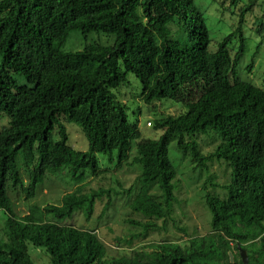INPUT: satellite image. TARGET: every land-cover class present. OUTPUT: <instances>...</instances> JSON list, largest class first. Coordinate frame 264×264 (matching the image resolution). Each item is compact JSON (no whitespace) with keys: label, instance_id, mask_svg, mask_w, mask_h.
I'll return each instance as SVG.
<instances>
[{"label":"trees","instance_id":"trees-1","mask_svg":"<svg viewBox=\"0 0 264 264\" xmlns=\"http://www.w3.org/2000/svg\"><path fill=\"white\" fill-rule=\"evenodd\" d=\"M255 1L241 8L236 27L212 50L196 0H0V256L8 264H33L27 240L16 242L32 232L57 259L100 260L103 245L95 230L69 234L60 244L49 219L74 211L89 219L96 200L107 195L103 218L111 190L89 192L82 183L104 173L102 162L121 167L133 152L131 164L141 172L131 209L146 221L130 220L138 228L130 238L167 229L172 221L186 239H162L150 244V252L134 248L110 264H231L230 251L240 244L247 264H264V82L237 75L247 50L246 15ZM73 31L106 33L114 42L65 50ZM129 73L140 79L147 103H182L179 114L149 121L158 137L143 136L113 91ZM70 123L86 136L85 148L73 146ZM205 143L214 149L205 152ZM183 162L200 171L193 200L208 214L211 229L204 235L195 226L189 232V223L176 216ZM215 163H225L226 180H218ZM47 179L71 181L73 189L57 204H32L20 221L14 195L34 199Z\"/></svg>","mask_w":264,"mask_h":264},{"label":"rangeland","instance_id":"rangeland-1","mask_svg":"<svg viewBox=\"0 0 264 264\" xmlns=\"http://www.w3.org/2000/svg\"><path fill=\"white\" fill-rule=\"evenodd\" d=\"M234 1L235 3H233ZM234 1L202 0V4L207 7L204 8L200 4L201 0H196L197 4L205 13L212 37L210 45L212 50H215L218 43L236 27L241 8L250 2V0ZM245 23L244 33L247 38V50L238 65L237 75L242 80L261 86L264 82V0L255 1L252 10L246 15ZM113 42L114 36L106 33L97 32L84 36L80 31H73L67 40L64 49L78 50L82 49L89 43L111 45ZM238 45V39H233L229 45L232 53H235ZM251 63V70H248L247 66ZM113 91L120 101L125 102L129 106V117L132 120H138L139 128L145 137H158L160 135V132H154L152 129L153 124L149 125V121H154L156 118L161 117L163 113L179 114L183 111L182 103L171 99H163L154 103H147L141 96V81L133 73H129L127 82ZM69 127L73 146L77 149L85 148L88 144V142L85 143L86 136H83L75 123H70ZM201 142L203 143L202 138ZM174 147L175 142L170 145V156L172 159H174L173 152L176 150ZM203 149L205 152H210L214 149V145L211 143V145L208 144L206 146L205 143ZM134 155L135 152L132 153L131 157L124 162L121 167H114L116 162H111L110 166V162L108 164L102 162V166L105 168L104 173L98 177H88L85 179L84 183H82L85 191L89 192L101 188L111 190L112 205L110 209L106 211L103 218H100L99 215L102 213L104 205L109 200L107 195L96 200L94 213L91 218L86 219L83 212H78L75 215L81 227L97 230L100 240L107 247V259L117 257L121 254H130V251L134 248L150 252L153 250L151 249L150 244H156L162 239L177 241L181 237L186 238V235L184 236L182 232L175 228L172 221H169L167 229L161 231H149L146 236L139 235L133 240L130 238V234L138 230L136 225L131 223L130 220L135 219L146 221V219L142 218L140 214L134 213L131 209V201L139 191L137 177L141 172L138 166L131 164ZM181 166L182 171L177 177L178 189L176 195L178 201L175 202L176 216L183 222L189 223V232H192V227L195 226L197 227L196 234H207L211 229L208 214L204 212L202 207L199 208V204L193 200L197 192L195 191L196 185L202 184L201 181L200 183L197 181L200 178V171L191 170V167L185 162H183ZM213 169L219 174L218 180H226V177L229 176V170L225 166V163H215ZM73 185L74 184H72L71 181H59V179L51 181L50 179H47L45 185L43 184L41 190L37 193V196L34 199L29 200L23 194L14 195L17 213L20 215L27 213L29 207L34 203L39 205H43L46 202L58 203L64 193L73 189ZM129 188H131L132 191L128 194L126 191ZM2 237H4V234L1 235V238ZM124 239L132 240L133 247L128 246L127 244L125 247L124 245H120ZM36 250L39 249L32 246L29 247L32 257Z\"/></svg>","mask_w":264,"mask_h":264},{"label":"clouds","instance_id":"clouds-1","mask_svg":"<svg viewBox=\"0 0 264 264\" xmlns=\"http://www.w3.org/2000/svg\"><path fill=\"white\" fill-rule=\"evenodd\" d=\"M150 123V122H149ZM61 200V199H60ZM59 203V202H58ZM54 204H57V203H54ZM30 208V207H29ZM16 209V208H15ZM28 212H29V209H28ZM27 212V213H28ZM27 213H24L22 215L18 214L17 213V210H16V217L21 221L22 218L27 214ZM76 211H74L72 214V216H67L65 215L63 217L62 220L60 221H54L53 219H49L51 221V223H54L57 225V230H59V232H57L54 236H53V240L55 237H58L59 240L57 242H59L60 244H65L67 242V240L69 239V234H78L80 232H83L84 234H86L85 232H88V230H95V233L98 235L99 237V234L97 232L96 229H87V228H84V227H81L80 226V223L78 222L77 218H76ZM84 214V213H83ZM71 215V214H70ZM87 219V218H86ZM4 220L5 218H0V239H1V235L2 232H3V228H4ZM6 238V237H5ZM21 238L23 239H26V244L36 249H39V250H36L33 254V264H74L75 262H77L76 260V256L73 255V257H59V259H57L56 257H54L50 251H48L47 248L43 247L40 243H39V238L36 237V233L34 235V233H30L28 235H24V236H21L19 237L16 242H18V240H20ZM186 239V238H185ZM33 240V241H32ZM34 240H35V243H34ZM99 240H100V237H99ZM126 240V239H125ZM101 244L103 245V248L100 249L101 250V253L99 255H101L103 252V256L101 257L100 260H97V258H95L94 262L92 261L91 263L89 264H110L111 261L114 259V258H118L122 255H126V254H121L117 257H112V258H108L107 259V247L106 245L100 240ZM121 242V241H120ZM35 244V245H33ZM126 244L128 246H132V244H128L127 241L125 242L124 240L120 243V245H124V247L126 246ZM71 245V244H70ZM73 249L75 250H78V249H81V247L79 245H71ZM242 247V245H238V250L234 251H230V256H231V261L230 263L231 264H238V260L241 259L242 260V257H241V253H240V247ZM245 249V248H243ZM246 250V249H245ZM9 251V250H7ZM247 252V250H246ZM133 253V249L130 251V256L132 255ZM233 254V255H231ZM234 254H236L234 256ZM98 255V256H99ZM129 255V254H127ZM247 255H248V252H247ZM32 256V255H31ZM248 260H249V257H248ZM243 264H244V261L242 260ZM248 263V262H247ZM0 264H8L5 257L4 256H0Z\"/></svg>","mask_w":264,"mask_h":264},{"label":"water","instance_id":"water-1","mask_svg":"<svg viewBox=\"0 0 264 264\" xmlns=\"http://www.w3.org/2000/svg\"><path fill=\"white\" fill-rule=\"evenodd\" d=\"M240 253H241L242 260L244 261V264H247V262H248V255H247L246 250L240 247Z\"/></svg>","mask_w":264,"mask_h":264},{"label":"built area","instance_id":"built-area-1","mask_svg":"<svg viewBox=\"0 0 264 264\" xmlns=\"http://www.w3.org/2000/svg\"><path fill=\"white\" fill-rule=\"evenodd\" d=\"M149 125H150V123H149Z\"/></svg>","mask_w":264,"mask_h":264}]
</instances>
